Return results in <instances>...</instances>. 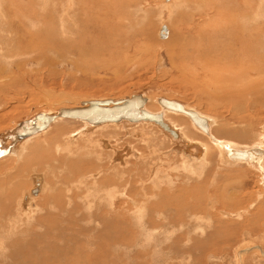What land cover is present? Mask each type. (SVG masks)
I'll list each match as a JSON object with an SVG mask.
<instances>
[{
  "label": "rangeland",
  "instance_id": "obj_1",
  "mask_svg": "<svg viewBox=\"0 0 264 264\" xmlns=\"http://www.w3.org/2000/svg\"><path fill=\"white\" fill-rule=\"evenodd\" d=\"M18 1L22 6L28 3ZM51 1H46L43 12V0H29L36 16L32 15L33 23L24 21L21 33L26 48H8L0 41L10 57L0 59V146L10 149L0 155V188L6 181L1 189H15L16 203L25 205L23 195L33 190L34 176L42 181L40 191L30 195V211L20 212L18 203L10 214L0 211V231L5 227L0 243L7 242L5 250L20 239L19 228H29L26 241L41 240L43 245L40 264H264L260 172L244 162H229L213 144L199 163L202 168L192 162L196 167L187 170L183 161L188 159L181 155L185 146L177 138L166 139L152 123L129 128L119 123L89 131L81 122L61 120L22 142L9 138L17 124L39 112L55 113L88 100H121L140 94L148 99L149 110L160 111L158 98L194 109L210 119L209 134L235 143L236 149L259 145L258 137L264 135V67L258 71L264 66V32L247 38L251 43L247 51L256 55L249 52L247 73L240 77L233 61L236 74L225 77L220 67L229 58L237 61L238 49L228 52L226 37L223 44L215 42L220 35H207L209 19H198V12L182 8L178 0H143L144 10L132 16L123 13L124 19L103 18V28L94 22L86 27L79 21L80 31L71 27L74 34L70 36L57 31L59 11L53 10ZM248 2L264 18V0ZM47 36L51 43L55 40L54 48L45 44ZM40 38L42 48H38L42 44L31 45V40L38 43ZM196 59L206 67L197 65L195 76L189 69ZM190 125L195 139H209ZM218 126L220 133L215 132ZM261 142L264 145V139ZM44 222L54 229L47 230ZM35 223L39 228L33 233ZM25 242L14 250L25 249ZM1 244L0 264H10ZM246 250V256L239 257Z\"/></svg>",
  "mask_w": 264,
  "mask_h": 264
},
{
  "label": "bare ground",
  "instance_id": "obj_2",
  "mask_svg": "<svg viewBox=\"0 0 264 264\" xmlns=\"http://www.w3.org/2000/svg\"><path fill=\"white\" fill-rule=\"evenodd\" d=\"M38 1V0H37ZM47 0H43V2H45L43 4V12L44 10L46 9L48 3L46 2ZM171 1H175V0H171ZM54 2V5L52 4ZM180 2V5L185 7V9H194V12H198L197 13V17L198 19L200 18V20H205L207 21L209 19V21L206 23V26L209 28L207 29V31L209 30V33L207 35H212V34H215V33H219L220 35V39H216L215 42H219V45L220 44H223L222 42V38L223 37H226L228 40L226 42V45L224 47L228 48V52L230 51H233V48H236L238 49V58H237V61L235 60V58H229L227 63H224V66L220 67L222 70V75H228V76H225V77H231L233 74H236L234 73L235 71L237 70H240V77H242V74H246L247 73V67L249 64V62L247 63V60L248 58L250 57V53L252 52V50H250L249 52L247 51L249 46L251 43L249 40H247V38L249 39V36L250 34H254L255 35H262L263 32H264V18L262 16V18H259V16L261 15L260 13H257V11L254 9V10H251L252 9V4H250L248 2V0H178V4ZM201 2V3H200ZM25 3V2H24ZM28 3H29V0H28ZM28 3L26 2L27 5H21L20 2L18 0H0V41L3 42L2 40H4V42L2 43V45L5 43V45L8 47V48H26V40L24 38V33L21 31H23V28H24V21L26 20H29L31 22L30 23H33L34 21V17L32 15H34V9H33V5H31V3H29L30 7L28 6ZM34 3V1H33ZM38 3V2H37ZM52 4V8L53 10L54 9H57V11H59V17H58V23H59V26H58V29L57 30L58 32L60 33H64V34H68V36L70 35H73L74 33L72 32L71 30V27L75 28V31L79 32L80 31V28H79V25H78V22L80 21V24L83 25L85 24L86 27L90 26V23L91 22H94V24L97 26V27H100V28H103L105 25L103 24L104 22H102V19L103 18H106L108 16L111 17V19H116L118 17L122 18L124 17V15L126 16L127 13H129V16L131 14L132 16V13L133 12H138V11H141V10H144V9H141L143 6V0H52L50 2ZM148 3V2H147ZM35 4V3H34ZM145 6V5H144ZM258 6V5H257ZM261 6V5H260ZM56 7V8H55ZM169 7V6H168ZM146 8V6H145ZM258 8V7H257ZM49 9V8H48ZM131 11H130V10ZM169 9V8H168ZM260 9V7H259ZM52 10V9H51ZM127 10V11H126ZM181 11V10H180ZM131 12V13H130ZM145 12V11H144ZM261 12V11H260ZM38 13V12H37ZM124 13V15H123ZM126 13V14H125ZM189 13V12H188ZM190 13H191V10H190ZM137 14V13H135ZM213 14V15H211ZM257 14L259 16H257ZM49 15V14H48ZM120 15V16H119ZM211 15V17H210ZM36 16V14H35ZM40 15H38L39 17ZM122 16V17H121ZM156 16V15H155ZM188 16V15H187ZM196 16V15H195ZM194 16V17H195ZM50 17V16H49ZM191 17L192 15H189V18L191 20ZM36 18V17H35ZM135 18V17H133ZM155 18V17H154ZM12 19L13 22H11L10 20ZM52 19V18H51ZM54 19V18H53ZM110 19V18H109ZM124 19V18H122ZM120 19V20H122ZM127 19V18H125ZM156 19V18H155ZM36 20V19H35ZM101 20V21H100ZM119 20V21H120ZM193 20V19H192ZM202 20V21H203ZM123 21V20H122ZM121 21V22H122ZM137 21V20H136ZM152 21V20H150ZM114 23V21H112ZM124 22V21H123ZM128 22V21H127ZM135 22V21H134ZM149 22V20L147 21ZM109 23V21L107 22ZM112 23V24H113ZM146 23V22H145ZM143 23V24H145ZM28 24V25H29ZM123 24V23H122ZM129 25V22L127 23ZM136 24V23H135ZM148 24V23H146ZM203 24V23H202ZM37 25V24H35ZM47 25V24H46ZM130 26V25H129ZM136 26V25H135ZM205 26V27H206ZM14 27V28H13ZM33 27V26H32ZM50 27V26H49ZM138 27V26H136ZM195 27V26H194ZM201 27V26H200ZM206 27V28H207ZM26 29V27H25ZM112 29V28H110ZM115 29V28H114ZM121 29V28H120ZM131 29V28H130ZM166 31H167V28L165 27ZM203 29V28H202ZM31 32V31H30ZM135 32V31H133ZM204 32V30H203ZM206 32V31H205ZM39 33V32H38ZM159 33V32H158ZM77 34V33H76ZM203 34V33H202ZM33 35V34H32ZM204 35V34H203ZM248 35V36H246ZM67 36V37H68ZM138 36V35H137ZM213 36V35H212ZM15 37V38H13ZM38 37V36H37ZM45 37V36H44ZM48 37V36H47ZM160 37V36H159ZM197 37V36H196ZM31 38V37H30ZM214 38V36H213ZM32 39V38H31ZM36 39V37L34 38ZM31 40V42L33 44L31 45H34V44H42L43 40H41L40 38V41L38 43H35V40ZM43 39V38H42ZM201 39V38H199ZM10 40V41H9ZM29 41V38L27 39ZM39 40V37L37 38V41ZM46 40L45 41V44H48V46H50V44H52V47L54 48V42L55 40L53 41V43H51L50 41V38L48 37L47 39H44ZM48 40V41H47ZM50 40V41H49ZM61 40V39H60ZM65 40V39H64ZM71 41V38L68 37L67 41H66V44H68L70 41ZM219 40V41H218ZM42 41V42H41ZM200 41V40H199ZM0 42V44H1ZM9 42V43H8ZM57 43V42H56ZM61 43V42H60ZM58 43V44H60ZM30 44V42L28 43ZM44 44V45H45ZM57 44V45H58ZM63 44V43H62ZM196 44V43H195ZM30 45V46H31ZM155 45V44H154ZM197 47H199V43L196 44ZM202 45V43L200 44ZM207 45V43H206ZM4 46V45H3ZM39 47L38 48H42L43 44L42 45H38ZM62 46V45H61ZM34 47V46H32ZM51 47V46H50ZM51 47V48H52ZM60 47V46H59ZM205 47V46H204ZM218 47V46H217ZM223 46H221L222 48ZM8 48H1V45H0V59L1 60H4V59H9L10 57H8V55L6 54V52H3L4 50H9ZM28 48V47H27ZM43 48H46L45 46ZM56 48V47H55ZM168 48V47H167ZM220 48V49H221ZM203 49V47H202ZM206 49V48H205ZM214 49V48H213ZM219 49V51H220ZM258 49V48H257ZM199 50V49H198ZM197 50V51H198ZM210 50V48H209ZM215 50V49H214ZM194 51V50H193ZM200 51V50H199ZM198 51V53H199ZM205 52V51H204ZM203 52V53H204ZM207 52V51H206ZM205 52V53H206ZM212 52V51H211ZM224 51H222L223 53ZM11 53V52H10ZM249 53V54H248ZM255 55V52H252ZM6 54V55H5ZM191 54V53H190ZM196 54V52H195ZM194 54V55H195ZM208 54V53H207ZM224 54V53H223ZM226 54V53H225ZM197 55V54H196ZM200 55H204L202 53H200ZM227 55V54H226ZM187 56H191V55H187ZM208 56V55H207ZM13 57V56H12ZM194 57H197V56H194ZM200 57V56H199ZM205 57V55H204ZM253 58V56H251ZM189 58V57H188ZM228 58V57H227ZM169 59V58H168ZM200 59V58H199ZM195 60L190 66L191 68L189 69L190 72L192 71V73L196 76L198 75V73L196 72L197 71V65L199 64H203L202 67H206L205 63H203L202 61L200 60ZM205 59V58H204ZM255 59V58H254ZM189 60L192 61L191 58L188 59V62ZM211 60V59H210ZM220 61V60H219ZM222 61V59H221ZM238 64V69H234V63ZM249 61V60H248ZM251 61V59H250ZM205 62V61H204ZM222 63V62H221ZM252 63V62H251ZM250 63V64H251ZM261 65V64H260ZM196 66V67H195ZM189 67V66H188ZM187 67V68H188ZM199 67V66H198ZM217 67V66H215ZM214 67V68H215ZM250 67V65H249ZM261 67H264V66H260L258 68V71L260 72V70L262 69ZM182 68V67H181ZM201 68V67H200ZM207 69V68H206ZM253 69V68H252ZM252 69H250L252 71ZM205 70V69H204ZM213 70V69H212ZM217 70V68H216ZM256 70V69H255ZM186 71V70H185ZM201 71V70H200ZM215 71V70H214ZM263 71V69H262ZM202 72V71H201ZM263 73V72H262ZM261 73V75H262ZM219 74V73H218ZM221 74V73H220ZM243 74V75H244ZM188 75V74H187ZM211 75V74H209ZM208 75V76H209ZM215 75V74H213ZM189 76V75H188ZM187 76V78H189ZM212 76V75H211ZM260 77V76H259ZM245 78V77H244ZM218 79V78H217ZM246 79V78H245ZM219 80V79H218ZM231 80V79H229ZM213 84V83H212ZM215 85V84H214ZM215 88V87H214ZM216 90V88L214 89ZM204 91V90H203ZM228 91V89H227ZM238 92V91H237ZM229 93V91L227 92V94ZM231 93V92H230ZM226 94V93H225ZM133 95H138V94H133ZM140 95V94H139ZM130 97V96H129ZM142 98L145 99V104L143 106V110H145L146 112L150 113V114H153V115H158L160 116L161 118V121L160 122H151V121H140V122H128V121H121L119 123H124L126 124L127 128L131 127V126H136L137 124L139 123H152L154 124L157 128H158V133H160L161 135H163L165 138H177L178 141H175V142H178V144H183L185 146V149L187 147H191V145H196L198 146V152H199V157L197 158H194V156H191V157H187L183 154H185V149L184 151H182L183 153L181 155H183V158L184 159H188L187 161H183L184 163V169H187V170H193L196 166H194L193 164H191L192 162H197L198 163V166L196 168H198L200 166V162L204 159V157L211 151V149H213L214 147H212L213 145L215 146V150L216 148L218 149V151L220 150L219 153L223 152L225 155V159L228 160L229 162H244L246 163L250 168H254L255 170H258L260 172V179L262 180V183L260 182V187L262 189V191L264 192V145L261 144V140L264 139V135L263 134H260L259 135V145H254L252 147H248V148H242V149H236V147L234 146V144L232 145V142H230L231 144H228V143H224L223 141H220L218 139H216L212 134H209L211 132H209V127H210V119L207 118L206 116H203L201 114H199L198 112H196L194 109L192 108H189L181 103L183 108L187 111H193L195 112L199 117L201 118H204L205 121H206V125H207V129H208V133L205 134L204 132V135L208 136V140H206V142L204 141V139L202 140H199V139H195L193 134H192V131H191V125H190V122L200 130L199 127H197L194 122H192V120L180 113V112H176L175 110H169V109H164L162 108V106H160V104L158 103V100L160 98H158L156 100V103L158 104V106L160 107V111L159 110H154V109H146L147 107V104H148V99L146 97H144L143 95H141ZM212 97V96H211ZM124 99V98H123ZM168 99V98H167ZM166 99V100H167ZM92 101V100H90ZM102 101V100H100ZM168 101H171V100H168ZM89 102V100L87 101ZM87 102H82L79 106L75 107V108H78V107H82L83 105H85V103ZM172 102H176L178 103L177 101H172ZM2 105V104H1ZM5 106V105H4ZM60 109H74V108H68V107H63V108H60ZM59 109V110H60ZM239 109V108H238ZM58 110V111H59ZM58 111L57 112H53V113H38V114H44V115H55L57 116L58 115ZM177 114H181L183 116L186 117V119H184L183 117H179V115ZM188 118V119H187ZM61 120H70V119H56L52 124L54 123H57V122H60ZM164 120L166 121V123L164 122ZM190 120V122H189ZM70 121H77V120H70ZM77 122H81L85 125V128L88 129L89 131H92V130H96L97 128L101 127V126H104V125H113V124H119V123H106V124H100V125H92V124H89L87 122H82V121H77ZM36 124H39L38 121H36ZM50 124V125H52ZM18 126V124L16 125V127ZM122 126V125H121ZM50 127V126H49ZM48 127V128H49ZM123 128V126H122ZM134 128V127H132ZM221 127L218 126V128L215 130V132H218L220 133L222 130H219ZM92 129V130H91ZM100 129V128H99ZM194 129V128H193ZM48 130V129H47ZM87 130V131H88ZM46 131V130H45ZM134 131V130H133ZM194 131V130H193ZM202 131V130H200ZM44 132V131H43ZM228 133V131H227ZM41 134V133H39ZM137 134V133H136ZM159 134V135H160ZM38 135V134H36ZM73 135V134H72ZM133 135V134H132ZM158 135V134H157ZM35 136V135H34ZM81 136V135H80ZM32 137V136H30ZM30 137H26V138H23V139H19L21 142L22 140H26ZM236 137L239 138V135H236ZM166 138V139H167ZM137 139V138H136ZM141 139V138H140ZM169 140V139H168ZM176 140V139H175ZM18 141V140H17ZM18 141V142H20ZM174 141V140H173ZM261 142V143H260ZM69 143V142H68ZM67 143V144H68ZM11 144L13 145L14 142L11 141ZM213 144V145H212ZM108 145V144H107ZM56 146V145H55ZM177 146V145H176ZM183 146V147H184ZM3 146H0V149L2 148ZM24 147V145H23ZM182 147V146H181ZM194 147V146H193ZM192 147V148H193ZM180 148V147H179ZM191 148V149H192ZM239 148V147H237ZM10 149L8 147H5V148H2V150L0 151V155L1 156H5L6 153L9 151ZM181 150V149H180ZM112 151V150H111ZM179 151V150H178ZM217 151V150H216ZM235 151H240V152H246L248 155H247V158L245 160H237V159H230V155L232 154V152H235ZM259 151V153H258ZM20 152V151H19ZM190 152V150H189ZM197 152V151H196ZM8 154V153H7ZM22 154V153H21ZM179 154V155H180ZM187 154V153H186ZM202 154V155H201ZM117 155V154H116ZM115 155V156H116ZM119 155V154H118ZM189 155V154H188ZM0 156V157H1ZM11 156V155H10ZM196 156H197V153H196ZM117 157V156H116ZM223 157V158H224ZM263 157V158H262ZM227 161V162H228ZM206 162V161H205ZM226 162V163H227ZM192 165L194 166V168L192 167ZM197 165V164H196ZM201 167V166H200ZM193 168V169H192ZM202 168V167H201ZM183 169V168H182ZM197 169H195L196 171ZM200 170V168H199ZM196 174V173H195ZM188 175H190V173H188ZM195 176V175H194ZM200 176V175H199ZM153 179V178H152ZM192 179V178H191ZM2 181V180H1ZM4 181V180H3ZM2 181V182H3ZM1 182V184H2ZM41 178L40 177H37L34 176L33 178V190L34 189H38V191H40V188H41ZM6 183V181H5ZM4 183V185H5ZM10 183V181H9ZM8 184V183H7ZM2 185V186H4ZM1 186V188H2ZM7 186V185H6ZM9 186V185H8ZM13 186V184L11 185ZM116 187V186H115ZM143 187V186H142ZM156 187V186H155ZM0 188V211H2L3 215L4 214H7V213H11L12 212V206H14V204L16 203V199H15V196L12 195V193L15 194V189H12L13 191H7L5 189H1ZM4 188V187H3ZM6 188V187H5ZM9 188V187H7ZM12 188V187H11ZM16 188V187H15ZM5 190V191H3ZM9 190V189H7ZM110 190V189H109ZM123 190V189H122ZM126 190V189H125ZM106 191V190H105ZM103 191V193L105 192ZM179 191V190H178ZM119 192H121L119 190ZM18 193V192H16ZM92 193V192H91ZM106 193V192H105ZM117 193V192H116ZM124 193V192H122ZM179 193V192H178ZM32 194V189L30 190V195ZM129 194V193H128ZM181 194V193H180ZM29 194H24V198L22 200V202H26V204H20L19 205V202L17 201L18 203V209L20 210V212H22L23 210L27 211L29 210L28 208V205L30 206V202H31V196ZM33 195V194H32ZM108 195V194H107ZM115 195V193H114ZM113 195V196H114ZM120 195V194H119ZM118 195V196H119ZM126 195V194H125ZM34 196V195H33ZM106 196V195H105ZM112 196V194L110 195ZM109 196V197H110ZM171 196V195H170ZM144 197V196H143ZM114 198V197H113ZM116 198V197H115ZM105 199V198H104ZM110 204H112V198H110ZM127 199V198H125ZM167 199V198H166ZM33 201V200H32ZM130 202V200H129ZM145 202V201H144ZM172 202V201H171ZM16 203V204H17ZM128 203V202H127ZM139 203V202H138ZM146 203V202H145ZM174 204V203H173ZM180 204V203H179ZM169 205V204H168ZM194 205V204H193ZM117 206V205H116ZM151 206V205H150ZM149 206V207H150ZM111 207V206H110ZM171 207V205H170ZM193 207V206H192ZM191 208V207H190ZM189 208V210H190ZM141 209V208H140ZM6 210V211H5ZM9 210V212L7 211ZM153 210V209H152ZM192 210V208H191ZM30 211V210H29ZM142 212V211H141ZM187 212V211H186ZM18 213V212H17ZM133 213V212H132ZM176 213V212H175ZM20 214V213H19ZM143 214V213H142ZM171 214V213H170ZM179 214V213H177ZM190 214V213H189ZM146 215V214H145ZM176 215V214H175ZM5 216V215H4ZM7 216V215H6ZM18 216V215H17ZM22 216V215H21ZM144 216V215H143ZM1 217V215H0ZM11 217V216H10ZM142 217V216H141ZM140 217V218H141ZM19 218V217H18ZM20 219V218H19ZM30 219V218H29ZM158 219V218H157ZM171 219V218H170ZM16 220V219H15ZM38 220V219H37ZM42 220V219H41ZM39 220V221H41ZM11 221V220H10ZM8 223V222H7ZM152 223V222H151ZM17 223L15 222V225ZM133 224V223H132ZM141 224V223H140ZM169 224V223H168ZM172 224V223H171ZM182 224V223H181ZM9 225V224H8ZM44 225H45V228L47 230H50V229H54L53 225L50 223V222H44ZM10 226V225H9ZM138 228H144V226H141V225H137ZM13 228V226H12ZM10 230L11 234L15 235L16 232H14V229ZM19 228V227H18ZM38 225L35 223L34 226L31 227V230L33 233L37 232V229H38ZM135 228V227H134ZM199 228V227H198ZM5 229V227H4ZM3 228H1V231H0V235L1 234H4L2 231L4 230ZM8 229V228H7ZM22 233H18V236L20 237V239L18 240V242L16 243L13 242L10 246H8L7 250H5V244L7 243L6 241L3 242V244H1L2 246V251L5 252L4 253V257L5 259H9V260H6L8 261L10 264H40V262L38 261V258L39 256H41V248L43 247L42 245V242L41 240H31L29 243L26 241V238L24 237V234L27 233V230L29 229H21ZM148 229V228H147ZM8 231V230H7ZM6 232V231H5ZM140 232V231H139ZM144 232V231H143ZM7 233V232H6ZM168 233V232H167ZM171 233V232H170ZM178 233V232H177ZM8 234V233H7ZM5 235V234H4ZM146 235V234H145ZM156 235V234H155ZM12 237V236H10ZM18 237V238H19ZM113 237V236H112ZM116 237V236H114ZM4 238V237H3ZM17 238V237H16ZM15 238V239H16ZM24 238V239H22ZM118 238V236L116 237ZM1 239V238H0ZM4 240V239H3ZM2 240V241H3ZM26 242H25V241ZM113 240V238H112ZM1 241V240H0ZM25 242L27 245L25 246V249L22 248V249H16L14 250V247L16 248V245L18 243L20 244H23L21 242ZM41 243H40V242ZM37 247V249L39 250H33ZM241 248H244V247H241ZM240 248V249H241ZM247 248V247H246ZM245 249V248H244ZM25 252V254H24ZM26 252H27V256H26ZM256 252V251H255ZM246 253H247V250L246 251H242L240 254H239V257H242V256H246ZM245 254V255H244ZM259 254V253H258ZM20 256V257H19ZM264 257V255H263ZM15 258H17L19 261H15ZM4 259V260H5ZM41 259V258H40ZM242 259V258H241ZM241 261V260H240ZM26 262V263H25ZM48 263V262H47ZM43 264V263H42Z\"/></svg>",
  "mask_w": 264,
  "mask_h": 264
},
{
  "label": "water",
  "instance_id": "obj_3",
  "mask_svg": "<svg viewBox=\"0 0 264 264\" xmlns=\"http://www.w3.org/2000/svg\"><path fill=\"white\" fill-rule=\"evenodd\" d=\"M161 33V32H160ZM158 103L162 108L175 110L186 116H188L194 124L202 130L205 134L208 133L206 121L204 118L199 117L193 111H187L179 103L168 101L164 98H160ZM145 99L141 95H131L121 100H92L82 107L74 109H60L58 115H44L37 114L31 120H24L18 124V126L9 135L11 140H19L26 137L34 136L47 130L50 124L56 119H70L82 122H87L92 125H100L106 123H119L121 121L128 122H140L151 121L160 122L161 118L158 115H153L145 110L143 106ZM36 121L39 124H36ZM3 139H0V145ZM259 153V151H258ZM246 152L235 151L229 156L230 159L245 160L247 158ZM38 189L32 190V194L35 196Z\"/></svg>",
  "mask_w": 264,
  "mask_h": 264
},
{
  "label": "crops",
  "instance_id": "obj_4",
  "mask_svg": "<svg viewBox=\"0 0 264 264\" xmlns=\"http://www.w3.org/2000/svg\"><path fill=\"white\" fill-rule=\"evenodd\" d=\"M194 146V147H193ZM193 147V148H192ZM198 146L196 145H191V147H187L186 150H185V154L187 157H191V156H194V158H197L199 157V152H198ZM192 148V149H191ZM190 150V152H189ZM184 151V150H183ZM197 151V152H196ZM187 153V154H186ZM196 153H197V156H196ZM189 154V155H188Z\"/></svg>",
  "mask_w": 264,
  "mask_h": 264
}]
</instances>
